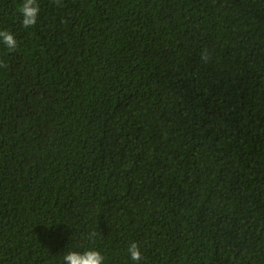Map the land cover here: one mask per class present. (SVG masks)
<instances>
[{
  "label": "trees",
  "instance_id": "16d2710c",
  "mask_svg": "<svg viewBox=\"0 0 264 264\" xmlns=\"http://www.w3.org/2000/svg\"><path fill=\"white\" fill-rule=\"evenodd\" d=\"M38 2L0 0V264H264V0Z\"/></svg>",
  "mask_w": 264,
  "mask_h": 264
},
{
  "label": "clouds",
  "instance_id": "9594fccd",
  "mask_svg": "<svg viewBox=\"0 0 264 264\" xmlns=\"http://www.w3.org/2000/svg\"><path fill=\"white\" fill-rule=\"evenodd\" d=\"M58 7H63L61 0H54ZM41 7L38 0H21L19 6V19L24 29H30L35 26L40 16ZM0 44L10 51H15L18 42L15 34L8 29H0ZM215 58V53L208 47L199 50V59L203 64L211 63ZM8 64L0 60V68H7ZM95 232H90L88 238L94 239ZM127 252L133 261L142 259L141 249L137 241L128 244ZM105 256L96 248H69L63 255V264H104Z\"/></svg>",
  "mask_w": 264,
  "mask_h": 264
}]
</instances>
